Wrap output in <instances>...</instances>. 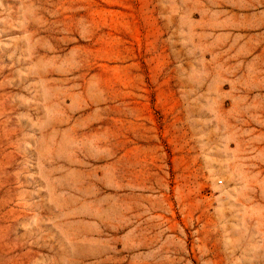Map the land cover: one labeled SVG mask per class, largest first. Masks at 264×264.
I'll return each instance as SVG.
<instances>
[{"label": "rangeland", "instance_id": "obj_1", "mask_svg": "<svg viewBox=\"0 0 264 264\" xmlns=\"http://www.w3.org/2000/svg\"><path fill=\"white\" fill-rule=\"evenodd\" d=\"M0 264H264V0H0Z\"/></svg>", "mask_w": 264, "mask_h": 264}]
</instances>
